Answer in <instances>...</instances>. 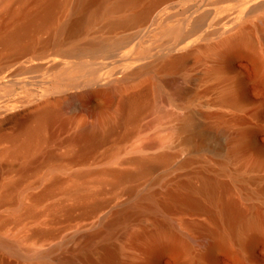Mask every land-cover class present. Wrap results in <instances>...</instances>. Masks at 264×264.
I'll return each mask as SVG.
<instances>
[{"label": "rangeland", "instance_id": "1", "mask_svg": "<svg viewBox=\"0 0 264 264\" xmlns=\"http://www.w3.org/2000/svg\"><path fill=\"white\" fill-rule=\"evenodd\" d=\"M259 1L243 0L233 10L232 1H226L223 10L207 15L200 32L187 35L185 24L183 30L165 35L161 39L165 44L152 50L149 60L182 40L176 52L185 53L184 63L170 73L153 67L129 81V87L149 85L153 94L136 120L124 123L119 115L125 89L108 99L94 96L91 104L76 100L62 110L66 124L55 122L46 129L39 156L28 163L22 176L17 190L21 204L0 202V238L11 244L0 246V264H63L89 234L90 256H80L74 263L101 264L108 249L115 264H145L144 241L133 236L152 232L161 224L180 233L186 247L180 252L162 250L150 264H264V2ZM216 20L226 25L214 31ZM240 29L250 43L223 62L220 41ZM39 76L34 71L17 77L24 83L1 91L0 100L26 95L31 87L26 83ZM173 87L178 91L173 93ZM14 121L0 122V150L21 129L20 117ZM108 124L112 129L107 137L82 158L61 157L74 131ZM158 153L166 159L143 170L132 159ZM19 165L16 159L0 156V188L7 179L19 176ZM113 169L130 175L113 182L109 176ZM83 171L80 186L77 182L76 188L70 187L72 175ZM203 176L225 184L227 197L246 217L257 219L255 240L245 243L228 237L223 247L208 246V230L219 222L207 195L197 190ZM53 178L51 190L32 200ZM169 191L191 192L201 207L189 208L181 202L164 207ZM146 194L155 202L152 211ZM120 212L129 214L115 223L114 235L105 233L106 223Z\"/></svg>", "mask_w": 264, "mask_h": 264}, {"label": "bare ground", "instance_id": "2", "mask_svg": "<svg viewBox=\"0 0 264 264\" xmlns=\"http://www.w3.org/2000/svg\"><path fill=\"white\" fill-rule=\"evenodd\" d=\"M226 1H232L229 4H232L233 10L243 0H0V99L4 95L1 91H9L11 86L24 83L16 80L17 77L40 72L38 79L26 83L31 85L26 95L0 100V122L14 121L19 117L22 120L20 131L9 138L10 143L6 148L0 150V156L20 162L19 176L7 179L0 188V202L11 201L17 207L21 204L17 190L28 163L37 159L41 152L44 132L55 122L65 125L62 110L76 100L91 104L94 96L108 99L116 91L121 90L123 94L125 89L120 101L122 113L119 115L124 123L136 120L149 107L153 94L149 85L142 83L129 87V81L153 67L166 73L178 70L185 59V53L176 52L182 40L155 60H149L151 51L160 49L165 44L161 39L169 33L183 30L185 24L188 25L187 35L200 32L207 15L214 10H223L227 6L224 4ZM263 2L260 0L257 4ZM193 12L194 15L190 16ZM220 23L219 20L215 21L214 31L226 25ZM220 43L219 57L226 62L250 42L240 29ZM15 64L17 67L10 69ZM109 65L115 66L106 74L96 75L98 70ZM80 70H84V73L78 75ZM114 81H118L117 85H113ZM172 90L175 93L178 88L173 87ZM111 129V124L101 129H77L68 136L67 149L61 157L68 161L79 160L107 137ZM165 156L158 153L149 158L132 159L143 170ZM74 174L70 178V187L76 188L85 172ZM129 175L125 170L109 171L113 182ZM55 179L32 200L36 201L49 192ZM197 190L207 195L211 202V213L219 222L215 228L208 230L210 248L223 247L228 237L244 239L245 243L256 239L254 231L258 226L257 219L246 217L236 202L227 197L225 184L214 177L203 176ZM152 198L146 205L151 211L155 207ZM176 202L189 208L201 207L191 192L180 194L172 191L167 192V201L162 206L170 207ZM127 214L118 213L106 223L104 232L114 235L111 233L115 223H120ZM133 239L144 241L145 264H150L162 250L180 252L186 247L182 235L165 224L157 225L152 232L134 235ZM92 242V236L86 235L75 248L76 252L74 249L62 263L76 264L74 260L80 256L89 257ZM0 246L10 248L11 244L0 238ZM111 255L112 252L107 249L100 263L115 264Z\"/></svg>", "mask_w": 264, "mask_h": 264}]
</instances>
